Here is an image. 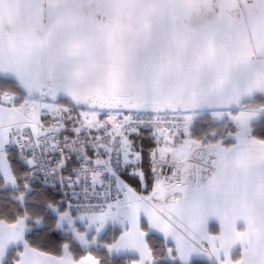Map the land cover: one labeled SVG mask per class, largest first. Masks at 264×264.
<instances>
[{"label":"snow or ice","instance_id":"6c2138e0","mask_svg":"<svg viewBox=\"0 0 264 264\" xmlns=\"http://www.w3.org/2000/svg\"><path fill=\"white\" fill-rule=\"evenodd\" d=\"M0 264H264V0H0Z\"/></svg>","mask_w":264,"mask_h":264}]
</instances>
